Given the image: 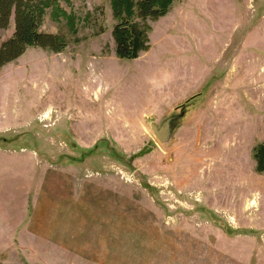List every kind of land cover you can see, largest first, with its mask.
<instances>
[{
	"label": "rangeland",
	"instance_id": "obj_1",
	"mask_svg": "<svg viewBox=\"0 0 264 264\" xmlns=\"http://www.w3.org/2000/svg\"><path fill=\"white\" fill-rule=\"evenodd\" d=\"M109 2L0 69V264H264V0H174L135 60Z\"/></svg>",
	"mask_w": 264,
	"mask_h": 264
},
{
	"label": "trees",
	"instance_id": "obj_2",
	"mask_svg": "<svg viewBox=\"0 0 264 264\" xmlns=\"http://www.w3.org/2000/svg\"><path fill=\"white\" fill-rule=\"evenodd\" d=\"M70 0H0V30L6 29L14 19V32L11 37L0 43V69L18 59L28 48L39 47L54 53L67 47L65 38L58 34L42 32L43 17L50 10L52 21H64L67 29L77 35L78 24L87 19L76 16L59 5ZM174 0H110L113 25L115 55L119 59L134 60L149 49L148 22L157 21L165 16ZM136 19L139 21L137 22ZM74 42L80 38L75 37ZM255 171L264 174V144L254 148Z\"/></svg>",
	"mask_w": 264,
	"mask_h": 264
},
{
	"label": "water",
	"instance_id": "obj_3",
	"mask_svg": "<svg viewBox=\"0 0 264 264\" xmlns=\"http://www.w3.org/2000/svg\"><path fill=\"white\" fill-rule=\"evenodd\" d=\"M189 102V101H188ZM183 106H188L183 105ZM180 107H176L175 109H180ZM184 111L180 113H171L170 116L166 118V120L162 121V123L159 126H156L155 124H151V129L153 133L155 134V137L161 142V143H167V141L170 140L172 136V132L174 131L175 125L174 122L175 120L181 119L184 117Z\"/></svg>",
	"mask_w": 264,
	"mask_h": 264
},
{
	"label": "crops",
	"instance_id": "obj_4",
	"mask_svg": "<svg viewBox=\"0 0 264 264\" xmlns=\"http://www.w3.org/2000/svg\"><path fill=\"white\" fill-rule=\"evenodd\" d=\"M166 15H167V14H166ZM134 60H135V59H134ZM176 107H178V106H176ZM176 107H175V108H176Z\"/></svg>",
	"mask_w": 264,
	"mask_h": 264
}]
</instances>
